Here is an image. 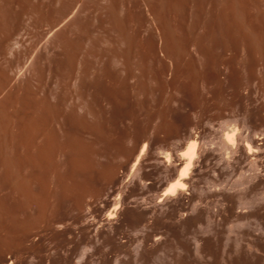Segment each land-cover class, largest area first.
<instances>
[{
    "label": "rangeland",
    "instance_id": "1",
    "mask_svg": "<svg viewBox=\"0 0 264 264\" xmlns=\"http://www.w3.org/2000/svg\"><path fill=\"white\" fill-rule=\"evenodd\" d=\"M10 259L264 264V0H0Z\"/></svg>",
    "mask_w": 264,
    "mask_h": 264
},
{
    "label": "bare ground",
    "instance_id": "2",
    "mask_svg": "<svg viewBox=\"0 0 264 264\" xmlns=\"http://www.w3.org/2000/svg\"><path fill=\"white\" fill-rule=\"evenodd\" d=\"M227 140V139H225ZM227 142V141H226ZM230 146V145H229ZM198 147V143L196 140H192L190 142V144L186 147L187 149L184 150L181 154H180V158H182L183 160H185L183 163L184 165L182 166L181 169V178H179L176 182V184L171 185L168 189H167V195H172L174 194L178 189H184L185 184L182 182L183 178L187 177L188 174V170L190 165L192 164V162L194 163V156L196 153ZM232 147V146H231ZM248 148V147H247ZM5 149V148H4ZM253 151V150H252ZM169 156V155H168ZM182 162V161H181ZM180 166V165H179ZM21 175V174H20ZM179 177V176H178ZM181 192V191H180ZM8 259V258H7ZM14 260H3L2 264H14L13 262Z\"/></svg>",
    "mask_w": 264,
    "mask_h": 264
}]
</instances>
